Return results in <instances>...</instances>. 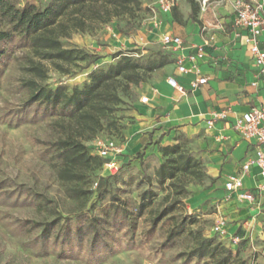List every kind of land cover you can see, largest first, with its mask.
Masks as SVG:
<instances>
[{"label": "rangeland", "instance_id": "374dc122", "mask_svg": "<svg viewBox=\"0 0 264 264\" xmlns=\"http://www.w3.org/2000/svg\"><path fill=\"white\" fill-rule=\"evenodd\" d=\"M188 1L193 12L194 5L199 9L195 0ZM47 2L36 0L35 4L44 6ZM180 2L169 3L176 17L182 13ZM140 3L133 14L61 38L65 46L80 47L88 55L70 65L67 73L50 68L45 84L68 91L82 86L92 71L109 64L100 58L112 57L118 48L144 60L171 57L157 29L160 5L156 0ZM15 45L16 39L10 41L9 52L0 59V264H204L202 260L182 263L176 258L178 252L193 246L190 231L221 242L248 264H264V224L247 231L243 224H249L251 205L227 198L223 177L212 170L215 160L206 154L210 147L203 146L212 137L206 130L209 125L192 137L176 132L172 141L168 137L153 140L149 134L138 148L123 153L127 128L135 121L143 95L139 86L120 91L124 102L103 118L102 129L85 141L87 151L94 155L98 142L112 143L119 150L115 155L117 168L91 166L80 181L62 179L59 162L46 144L64 135L61 120L33 106L27 112L32 121L9 122L27 98L22 83L28 77L24 55L30 52ZM95 58L98 61L91 63ZM174 143L197 159L196 171L178 172L172 180L158 183L155 170L166 158L159 148ZM95 181L98 184L94 187ZM71 188L81 189V195L70 196ZM150 189L155 194L138 212L141 193ZM220 215L231 227L240 223L235 232L240 236L237 244L213 231ZM153 218L157 219L154 225ZM24 219L55 221L51 238L64 232L68 242L41 240V228L27 230L18 222ZM260 220L264 223V215ZM91 221H98L97 230L89 225ZM169 231L174 232L172 239L161 246Z\"/></svg>", "mask_w": 264, "mask_h": 264}, {"label": "trees", "instance_id": "16d2710c", "mask_svg": "<svg viewBox=\"0 0 264 264\" xmlns=\"http://www.w3.org/2000/svg\"><path fill=\"white\" fill-rule=\"evenodd\" d=\"M140 4V0H48L40 6L31 2L20 4L18 0H0V25H3L0 59L9 52L7 44L15 39V48L30 52L24 55V70L28 77L22 83L27 98L9 122L32 121L33 117H28L27 112L33 106L41 109L43 114L61 120L59 125L64 135L46 144L59 162L62 179L80 181L85 176V169L103 165L102 157L87 151L85 141L94 137L102 129L103 118L113 114L124 102L120 91L147 81L153 71L170 63L171 58L160 55L144 60L134 57L131 51H118L112 55L114 62L95 69L82 86H74L68 91L66 87L53 88L45 84L50 68L67 73L70 65L85 60L88 53L77 46H65L61 38L76 31H92L114 17L133 14ZM96 62L97 58L91 63ZM159 150L166 158L155 170L158 183L172 180L178 172L194 174L196 171L197 159L180 150L179 143L161 146ZM81 193V189H69L72 197H79ZM154 194L151 189L141 193L138 212ZM156 220L152 219L153 225ZM18 222L27 230L41 228V240L68 242L63 231V235L57 232L51 238L55 221L43 223L24 219ZM89 225L98 229V221H91ZM173 235L174 232L169 231L161 246H165ZM190 235L193 246L176 254L182 263L202 260L204 264H248L221 242L199 232L190 231Z\"/></svg>", "mask_w": 264, "mask_h": 264}, {"label": "crops", "instance_id": "0c3cea01", "mask_svg": "<svg viewBox=\"0 0 264 264\" xmlns=\"http://www.w3.org/2000/svg\"><path fill=\"white\" fill-rule=\"evenodd\" d=\"M172 1L156 0L160 9L162 3ZM28 2L36 3V0ZM195 2L199 7L197 9L194 5L195 12L192 11L191 2L181 0L182 13L178 17L171 13L170 8L168 11L161 9L159 13L157 29L160 35H178L182 39V46L168 49L172 53L171 62L153 71L147 81L139 84L142 96H147L148 100L137 103L135 121L127 128L128 137L122 149L123 153H128L138 148L149 134L153 140L168 137L170 141L176 132L188 137L195 136L206 128L207 119L213 111L227 110V119L217 120L209 126L210 129H206L212 137L209 145L206 142L203 145L210 147L211 152L206 154L215 160L212 170L223 177V190L226 192L224 182L227 176L239 172L241 165L254 155L252 143L242 139L231 124L237 115L252 106L264 104V85H252L258 78L257 68L244 41L246 29L234 23L235 0H210L205 6L199 0ZM259 45L264 46V32L259 36ZM198 47H202L204 52L197 58L196 64L207 82L191 89L190 83L196 79V75L179 72L176 61L183 57L184 66L190 67L192 62L187 57L196 54ZM118 51L125 49L118 48ZM100 59L109 63L115 61L107 56ZM168 77H174L182 84L185 92L172 88L167 82ZM258 182V169L252 166L243 177L244 187L255 192ZM232 198L238 200L235 196ZM242 203L251 205L249 224L245 222L243 226L247 231L252 227L260 228L259 225L264 224L260 220L264 215V193L257 195L254 203ZM239 224L232 227L229 224L228 232H236Z\"/></svg>", "mask_w": 264, "mask_h": 264}, {"label": "built area", "instance_id": "2783aa9c", "mask_svg": "<svg viewBox=\"0 0 264 264\" xmlns=\"http://www.w3.org/2000/svg\"><path fill=\"white\" fill-rule=\"evenodd\" d=\"M201 5H206L210 0H199ZM264 0H235V19L234 23L238 27L246 29L245 43L248 47L254 64L257 68V80L252 82V85L261 83L264 85V46L259 45V36L264 32ZM170 5L162 3L161 9L168 11ZM161 42L167 49H177L182 46V39L178 35L164 33L161 35ZM203 48L198 47L197 53L189 55L187 58L192 62L190 67L183 64L184 58L177 59V70L181 73H194L196 79L191 81L190 88L194 89L199 85L207 82L205 76L200 75V69L196 64L198 57L203 55ZM168 84L177 91L184 93L185 88L174 77H168ZM147 96L140 98L141 102H146ZM228 117L227 110L213 111L207 119V124L212 126L217 120H224ZM232 129L237 132L242 139L252 143L254 147V155L247 159L240 168L239 172L229 174L224 182V189L227 198L235 196L242 202L254 203L257 195L264 193V104L252 106L247 111L237 115L231 124ZM97 155L105 158L103 167L106 169H116V153L119 151L112 145V143H97ZM254 166L258 169L259 182L255 186L253 192L249 188H245L243 184V177L248 173L249 169ZM98 182L95 181L93 186H97ZM227 221L223 215L218 216L214 226L212 227L215 233L220 234L223 238L227 236L228 241L232 244H237L240 241V236L233 232L229 233V226L227 229Z\"/></svg>", "mask_w": 264, "mask_h": 264}]
</instances>
